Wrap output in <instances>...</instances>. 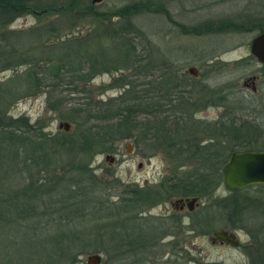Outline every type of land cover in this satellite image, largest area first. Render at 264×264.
I'll list each match as a JSON object with an SVG mask.
<instances>
[{"label":"rangeland","instance_id":"obj_1","mask_svg":"<svg viewBox=\"0 0 264 264\" xmlns=\"http://www.w3.org/2000/svg\"><path fill=\"white\" fill-rule=\"evenodd\" d=\"M64 1L29 0L38 7L36 12H25L14 18L6 16L3 19L6 23L10 22L0 29V84L11 85L21 91L15 100L3 105L0 118V264L13 263L15 258L21 260L19 253L41 256L55 264H71L70 258L50 250L57 242L52 241L53 235L59 233L61 228L53 226L54 222L48 225L45 221H38L39 218L33 220L26 212L28 197L33 199L34 204L43 205L38 208L42 211L45 201L70 192L72 201L85 199L91 208L88 221L87 218L82 222L78 219L71 226V229L80 230L79 235L85 232L88 236H81L91 243L87 248L77 249L79 255L75 257L74 264H87V258L92 254L101 256L99 264H185V261L189 264V260L191 264H255V259H251L256 256L253 248L247 249L244 254L216 248L208 242V236L197 231L208 232L210 236L217 228L231 226L228 223L233 218L228 211L232 204L219 201L222 198H246L249 199L247 202L256 205L248 212L258 215L262 211L264 185L247 186L239 189L240 193L229 191L223 181L222 167L225 162L213 166L203 162L200 157L202 150H207L206 146L210 148V144H214L217 155L222 148L229 153L228 156L233 151L247 148L231 135H228L227 141L223 140L225 133L222 123L229 119L236 122L235 125L229 123L227 132L242 123L248 124L247 127L256 133L245 135L252 142L248 148L264 149V71L251 49L252 40L259 33L234 32L233 29L203 33L202 29L200 32L195 28L207 25L204 23L211 26V22L227 18L234 20L247 12L257 13L264 19V0H157V6L165 5L168 14L142 13L133 18L132 23L147 37V41L137 39L141 41L137 54L151 59L157 69L161 63H168L180 73L192 66L198 70V76L194 74V77L182 80L190 85L188 89H193L189 98H183L177 91L158 93L157 82L166 80V77L170 79V74L164 73V69L149 73L150 76L127 70L123 73L120 67L130 60L129 57L135 56L129 54L135 53V49H129V46L126 50L128 60H120V44L108 40L111 38L104 34L105 30L109 31L104 26L107 21H98L93 17L88 22L80 23L74 13H62L55 9ZM142 1L104 0L97 4L96 9L116 10ZM84 2L83 7H86L92 0ZM50 4L53 8L50 11L45 9L42 13L41 10ZM114 20L122 22L118 18ZM79 38H85L81 40V47L76 43ZM71 42L73 45H69ZM70 49L78 51L81 58L77 56L79 60H73L72 66L68 67H83L84 70H71L77 73L75 75H83L79 79H69L75 84L73 86L68 83L62 85L63 81L57 85L58 80L53 79L51 74L56 73L57 68L45 65L41 69L39 64H44L42 60H48L41 58V54L57 53L61 56ZM117 58L120 61L117 62ZM90 59L95 61V69ZM54 63H58V60L55 59ZM24 73H37L40 88L35 89L31 77L28 82ZM85 75L88 81H81L87 79ZM254 75H258L256 91L246 84L247 79ZM26 86L29 90L27 93ZM223 86H228L224 91L231 92L228 95V108L222 103L209 110L199 106L203 95L207 99L221 96ZM144 88V95L149 98L142 100L143 104L138 103V107L143 110L155 109L167 103L172 110L169 120L163 119L159 113L150 117L144 111H136L137 108L131 110L129 103L135 101L131 97L132 92ZM108 99H113L116 105L131 115L119 118L120 122L124 121L122 127L127 128L121 134L117 149L97 153L88 159V164L81 166L83 171L76 173H71L67 167L68 162L77 163L75 159L54 153L53 160L49 164L44 162L42 172H39V168L33 165L34 161L29 159V151L32 153L33 150L30 141L44 146L47 141L38 134L53 136L58 131L73 133L76 122L88 123L84 119L74 118L69 110L89 102L100 107ZM118 106L107 105L108 112L111 109L116 112ZM178 108H183L184 112ZM7 121H10L9 126L5 124ZM103 122L104 119L92 120L91 125ZM160 122L165 123L166 127L158 125ZM64 123L70 124L69 130L61 127ZM180 126H183L181 130ZM180 132L186 135H178ZM183 141L187 144L195 141L198 143L197 149H183ZM129 144H133L132 152L127 150ZM109 155L114 160L108 159ZM79 161L84 163L87 158L79 157ZM82 172L86 175H83V179L80 177V184H77L76 174ZM196 172L210 173L219 177L218 180L221 177V180L212 183L219 184L210 193L192 194L191 188L186 185L193 180L190 174L196 175ZM181 178L186 181L185 186ZM45 181L48 189L44 185L40 190ZM71 188H77V192L74 193ZM17 189L22 192H17ZM3 193L6 195H1ZM11 193L20 195L19 214L10 202ZM2 197H9L10 203H4ZM180 197H197L195 203L198 206L193 211L175 213V202H171ZM221 210L224 212L220 214ZM86 211L82 210L80 216H86ZM117 211L121 214L120 218L114 215ZM40 214L36 213V216ZM50 219L55 220V216ZM198 220L201 222L197 223ZM39 223L42 227L32 232L35 224ZM182 224L191 231L188 237L181 234ZM94 229L96 231L92 232ZM85 238L79 241L84 242ZM181 241L185 244L186 260L181 259L174 247L175 242L180 244ZM117 242H123V245L119 247ZM4 256H7L6 260Z\"/></svg>","mask_w":264,"mask_h":264},{"label":"trees","instance_id":"obj_2","mask_svg":"<svg viewBox=\"0 0 264 264\" xmlns=\"http://www.w3.org/2000/svg\"><path fill=\"white\" fill-rule=\"evenodd\" d=\"M157 0H144L142 2H134L127 4L123 7H119L116 10H106V11H98L96 9L97 4H93L92 2L87 4L86 7H83L85 5L84 0H66L62 2V5L56 7L55 9L61 11L62 13H74L76 20L79 21L80 23L83 22H88L90 21L93 17L96 18L98 21H107V23L104 25L105 27H108V30H105L104 34L111 39L108 40H113L116 41L120 44V49L122 52L119 53L120 60L123 59V62L128 60V53H126L127 48H133L135 49V53H130L129 54H135L134 57H129L130 60L126 61L124 63L123 67H120V69L123 70V73L127 70L128 72H132L135 74H140L144 73L145 76H150L149 73H155L157 72L158 69L163 70L164 73H180L175 66L169 65L166 63L165 65L161 63L160 66H157L154 64V62L151 59H148L140 54H137L136 51L141 45V41H137V39H141L142 41H147L146 35L143 33L142 30H140L134 23H132L133 18L139 14L142 13H165L168 14V10L164 7L165 5H158L157 6ZM52 4L47 5L44 7L41 12L43 13L46 9V11H50L53 7H51ZM35 9H38L34 4H31L29 0H0V29L7 26L8 23L3 19L6 16L9 17H18L21 14L25 12H36ZM248 14L240 15V17L232 20L231 18H227L223 21H218V22H211V26H208V23L205 26H198L195 28V30L200 31L201 29L203 30V33L205 32H221L229 29H233L232 31L234 32H263L264 31V19L262 17H259L257 13L253 12H247ZM114 18H118V20H122V22H117L114 20ZM73 20V19H72ZM127 20L129 22H127ZM75 21V20H74ZM76 23V22H75ZM202 32V31H200ZM89 36L85 37L88 38ZM16 38V37H15ZM85 38H79L76 39V43L78 47H81V40H84ZM69 42V40L67 41ZM69 45H73L72 42ZM47 46V45H46ZM48 47H54V46H48ZM76 54V56H74ZM78 51H74L73 49H70L68 51L63 52L61 56H59L57 53L56 55H44L41 58H48V60H42L44 64H39L41 66V69H44L45 65H54V68H57L56 73H51L53 76V79H57L59 85L62 81V85L72 84L71 86L75 85L70 78L73 79H79L83 74H78L71 72V70L80 71L84 70L82 68L78 69H71L68 66H72L71 64L73 63V60H76V62L81 58L80 53L78 54ZM79 56V59L78 57ZM90 58V57H89ZM57 59L58 63H54V60ZM149 61H148V60ZM117 58V62H118ZM119 60V61H120ZM91 63L93 64V68L95 69V61L90 59ZM61 64V65H60ZM98 64H100L98 62ZM131 65V67H129ZM62 66V67H59ZM68 67V68H67ZM107 67V66H103ZM110 68V67H109ZM130 68V69H129ZM127 72V73H128ZM66 73V74H65ZM25 74V79H29L31 77V83L32 86L36 88H40L41 82L39 81L40 78L38 77L37 73H24ZM62 74H65L64 76H61ZM125 75V74H122ZM121 75V76H122ZM18 76V75H17ZM86 76V75H85ZM47 78H49L48 75H46ZM87 79L81 80V81H88V76H86ZM164 77V75H163ZM168 77H166V80H160L159 81V89L158 93L160 94H169L170 92L173 93V91H177L178 94H180L183 98H189V94L193 93V89H188L187 87L190 86L184 82L182 83H176L173 85L168 84ZM192 78V77H190ZM67 79V80H65ZM81 81L77 82L80 83ZM197 82V81H196ZM146 84V83H145ZM153 84V83H152ZM144 86V84L142 83ZM56 86V85H54ZM197 86V85H196ZM223 90H221L222 93V100L221 103L224 107L228 108L229 105L227 104L228 101V95L229 91H224L228 89V86H223ZM15 87H12L10 85L7 86L5 83L0 84V118H1V113H2V108H4L3 105L7 104V102H10L11 100H15L20 94L21 91H17ZM22 90V89H21ZM28 87L26 86V93L28 92ZM152 91V90H151ZM214 91V90H213ZM153 92V91H152ZM215 92V91H214ZM25 93V92H22ZM145 88L138 89L132 92L131 97L134 98L135 101L130 102V108L133 111V109L137 108L136 111H144L147 116L154 117L152 115H155V113H159V116L164 119L169 120L171 116L172 110L167 107V103L165 104H160L158 108L155 109H147L143 110L138 107L139 104H143L145 99H148L149 97H145ZM202 96V95H201ZM121 97V96H120ZM204 99L202 98L199 100V106L201 108H205L206 105L209 104L211 99H207L205 95H203ZM108 99L106 102H102L104 105H101L100 107L97 106V104L93 102L89 103H82L80 107L77 109H71L69 110V114L71 112L72 116L76 119L83 120L86 123L82 122H76L75 124V131L73 133H67V132H62L58 131L56 134L53 136H46L44 135L45 133L38 134L40 135L44 140L47 141V143L42 146L35 141H30V144L32 145V153L29 151V159H31L33 162V165L39 168V172H42V167L41 165L45 162L46 164L50 161H52V156H54V153H60V154H65L68 156L70 159H75L76 162H71L67 164L68 170L71 173H76L78 171H83L81 169V166L88 164L90 161H88L89 158L95 157V155L101 151L104 150H109V149H117V145L119 144V139L122 138V133L126 130L127 127H122L124 121L120 122L119 118L123 115H126L127 117H131L130 112L126 111L123 107L118 106L114 103V101H109ZM214 101H216L214 99ZM139 103V104H138ZM61 104V101L59 102ZM90 106H86V105ZM180 104V103H179ZM203 104V106H202ZM107 105L110 106H118V109H115L116 112L111 109V112H108V107ZM87 107V108H86ZM86 108V109H84ZM99 108V109H98ZM90 109V110H89ZM97 109V110H96ZM179 110L183 111V108H178ZM96 110V113H93ZM184 112V111H183ZM104 114V115H103ZM99 119H104V122L101 123L100 125H91L92 120H99ZM117 119V122L115 120ZM1 120V119H0ZM21 120V119H20ZM19 121V120H18ZM10 121H7L5 124L6 126H9ZM15 122V121H14ZM236 122L234 119H229L228 121H224L222 123L224 125L223 130L225 133L223 140H226V138H229L228 135L233 136L234 138L237 139L239 143H242L246 145L247 148H244V150H250L254 149L252 147L248 148V144H251L252 142L250 139H248L246 134L249 135H255L256 133L250 129L248 124L242 123L240 126H235L237 128H232L231 132H227L229 128V123L232 125H235ZM74 123V121H73ZM78 124V125H77ZM158 125L166 127V124L163 122H160ZM0 126L2 127V122L0 121ZM29 126V125H28ZM84 126V127H82ZM31 128L33 127L30 126ZM242 127V128H241ZM183 128V126H180V130ZM226 128V130H225ZM246 129H250L251 131H246ZM169 133V131H167ZM5 133V132H4ZM178 135H186L184 132H180ZM129 136V135H127ZM184 142V141H183ZM225 141H223L224 144ZM40 145V146H37ZM198 143H195V141H191L189 144L184 142L183 144V149H191L192 151L197 149L196 146ZM214 144H210L209 146H206L207 150H202V154L200 155L201 158H203V162H207L208 164H211L213 166H217L218 163L221 161H226L228 159V154L227 151H225V148H222L220 153L217 155L215 148L213 146ZM182 146V145H181ZM213 146V147H212ZM35 149V150H34ZM112 149V150H113ZM18 152V151H17ZM235 152V151H233ZM232 152V153H233ZM192 154V152L190 153ZM1 156V155H0ZM3 157V156H2ZM1 157V159H3ZM79 157H84L87 158V161L84 163L79 161ZM194 158V155L192 156ZM191 157V158H192ZM63 170L65 169V166L62 168ZM50 171V170H49ZM66 172V171H65ZM83 175H86L85 172H82V174H76V181L77 184L79 183V178L82 177ZM191 178L193 179L191 183L186 185V181L181 178L182 183L184 184L183 186H187L191 188V193L195 194L196 192H208L210 193L213 188H215L220 182V179L218 180L219 177H215L211 175L210 173H198L196 172V175L191 173ZM218 180V184L216 183L215 185L212 184ZM47 187V182L45 181L44 184H42L39 189L43 190V186ZM202 186V187H199ZM18 190V189H17ZM16 190V191H17ZM71 190L75 193L77 192V188H71ZM91 192L93 191V188L90 189ZM19 192V190L17 191ZM20 191L19 193H21ZM84 194L87 195V192H84ZM1 195H6L5 193ZM12 194L10 195V202L13 204V206L17 210V214L20 212V195H14L12 197ZM71 192L70 193H64L60 195L59 197L51 198L47 201H45L44 209L42 211L38 210L39 207H42L43 205L39 204H34V201L31 197L27 198V202L29 205L27 206V213L29 214L28 217L34 219L39 218L38 221H45L46 224H50L51 222H54L56 227L61 228L59 233L53 235L54 238L52 241H57L53 245V249H50L54 253H57L58 255L62 256H67L65 258H70L71 264H74L76 262L75 257L79 255L77 252L78 248H87L91 246V243L87 241L85 237H82L81 235L88 236L85 232H80V235L78 234V230L71 229V226H73V223H75L76 220L80 219V222L84 221V219L87 218L89 212H90V203L87 205L85 199L81 201H72L70 199ZM6 198V199H3ZM4 203H10L9 197H2L1 198ZM14 200V201H13ZM53 201V202H52ZM101 205H103L100 202ZM1 205V203H0ZM82 210H87L86 211V216H80V212ZM36 213H41L40 216H36ZM115 217L120 218V213L117 211L115 214ZM46 216V219L44 217ZM55 220H52L50 218L52 217ZM49 217V218H48ZM40 221V222H41ZM88 221V218H87ZM35 223V222H33ZM42 227V225L35 224L33 227L32 232L36 231L37 228ZM70 228V229H69ZM96 230L94 229L92 232H95ZM31 232V233H32ZM34 238V237H33ZM80 238H85L84 242L79 241ZM48 243V242H47ZM45 243V244H47ZM117 244L123 245V242H117ZM41 250L44 251V249L41 247ZM20 257H22L21 260H17L15 258L14 262L11 263L8 261L5 264H55L52 260L46 261V259H42L41 256H31L27 255L24 256L21 253H19ZM16 257V256H15ZM35 257H38L37 259ZM5 260L7 259V256L3 257ZM57 264V263H56Z\"/></svg>","mask_w":264,"mask_h":264},{"label":"flooded vegetation","instance_id":"obj_3","mask_svg":"<svg viewBox=\"0 0 264 264\" xmlns=\"http://www.w3.org/2000/svg\"><path fill=\"white\" fill-rule=\"evenodd\" d=\"M198 73H196L197 75L196 74L195 75L198 76ZM169 74H170V79L167 80L169 85L182 83L183 79H188L191 76L194 77L193 76L194 73H191L189 69L188 71L183 73H169ZM257 77L258 75H254L253 77L247 79L246 81V84L251 85L255 91L257 90L255 86ZM159 81L157 82V87L159 85ZM214 99L216 101H214ZM221 100H222V96H215V98L212 97L209 104L205 106V109L209 110L210 108L215 107V105L218 106L219 103H221ZM110 159L114 160V158H110ZM235 192L240 193L241 190H236ZM188 199L189 197H180L172 201L171 203L173 204L175 202V208H177L176 210H173V212L182 213L185 211L195 210L196 207L198 206V203H194L191 206ZM247 200L249 199L222 198L219 201H226L232 204L229 207V211H228V214H230L233 218L231 220V223H228L231 224V226L227 225L217 228L215 231H213L212 235L210 234V236L209 234H207L208 232H203L201 230H198L197 232H201L202 234L206 235V237L208 236L207 240L212 246L223 250H235V251H240L244 254L247 249L253 248L256 256L252 257L251 259H255L254 260L256 261L255 264H264V204H262V211H260V213L258 214L261 216L255 214L253 215L251 214V212L248 211H252V209L256 205H254L252 202H247ZM224 210H226V208H224ZM224 210H221L220 214L224 212ZM199 222L201 221L198 220L197 223ZM181 226L183 228L181 234H183L184 237L186 236L188 237L191 234V231L186 229L184 224H182ZM217 231L225 232L224 235H226V237L216 236L215 232ZM174 247L175 250L180 255L181 259L186 260L187 259V255L185 253L186 250H183V248L185 247L184 242L181 241L180 244L175 242ZM188 262L189 264H191L190 260ZM184 263L188 264L187 261H185Z\"/></svg>","mask_w":264,"mask_h":264},{"label":"water","instance_id":"obj_4","mask_svg":"<svg viewBox=\"0 0 264 264\" xmlns=\"http://www.w3.org/2000/svg\"><path fill=\"white\" fill-rule=\"evenodd\" d=\"M104 0H92L94 4H99ZM252 53L258 58L263 65L264 71V31L257 34L251 45ZM191 73H198V70L192 66L189 68ZM70 129L69 123L61 124V127ZM129 144L127 150L132 152ZM110 159V155L107 157ZM223 181L225 188L229 191L239 190L247 186L264 184V149L262 150H242L231 153L229 158L225 161L222 167ZM191 206L197 201V197L188 199ZM225 232L217 231L216 236L226 237ZM101 256L98 254L89 255L87 264H99Z\"/></svg>","mask_w":264,"mask_h":264}]
</instances>
